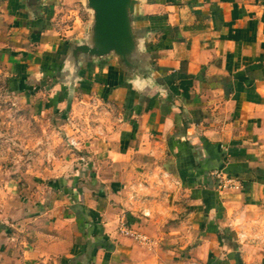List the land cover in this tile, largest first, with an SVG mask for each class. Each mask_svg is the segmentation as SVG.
<instances>
[{"label": "crops", "instance_id": "obj_1", "mask_svg": "<svg viewBox=\"0 0 264 264\" xmlns=\"http://www.w3.org/2000/svg\"><path fill=\"white\" fill-rule=\"evenodd\" d=\"M88 2L0 0L7 92L75 142L0 219V264H264V0H130L95 56Z\"/></svg>", "mask_w": 264, "mask_h": 264}, {"label": "rangeland", "instance_id": "obj_2", "mask_svg": "<svg viewBox=\"0 0 264 264\" xmlns=\"http://www.w3.org/2000/svg\"><path fill=\"white\" fill-rule=\"evenodd\" d=\"M7 88L0 67V219L17 210L48 173L69 167L73 148L65 128H58L64 118L21 101Z\"/></svg>", "mask_w": 264, "mask_h": 264}, {"label": "water", "instance_id": "obj_3", "mask_svg": "<svg viewBox=\"0 0 264 264\" xmlns=\"http://www.w3.org/2000/svg\"><path fill=\"white\" fill-rule=\"evenodd\" d=\"M88 1V7L94 12V32L99 41L106 43V47L100 50L86 48V51L95 56L119 50V42L129 39V26L134 21L130 14L131 8H128L130 0Z\"/></svg>", "mask_w": 264, "mask_h": 264}, {"label": "built area", "instance_id": "obj_4", "mask_svg": "<svg viewBox=\"0 0 264 264\" xmlns=\"http://www.w3.org/2000/svg\"><path fill=\"white\" fill-rule=\"evenodd\" d=\"M71 145L73 147H75V142L71 141ZM122 232L125 233L126 235H130V236L134 237L138 241L148 242V240H149L148 237H146L145 235L133 232L130 229H124V230H122Z\"/></svg>", "mask_w": 264, "mask_h": 264}, {"label": "clouds", "instance_id": "obj_5", "mask_svg": "<svg viewBox=\"0 0 264 264\" xmlns=\"http://www.w3.org/2000/svg\"><path fill=\"white\" fill-rule=\"evenodd\" d=\"M153 75H155V73H153ZM134 83H135L138 87L143 88V83H141L139 80L134 81Z\"/></svg>", "mask_w": 264, "mask_h": 264}]
</instances>
